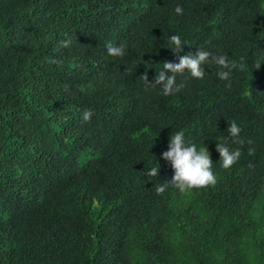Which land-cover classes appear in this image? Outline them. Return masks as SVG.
<instances>
[{
	"label": "trees",
	"instance_id": "trees-1",
	"mask_svg": "<svg viewBox=\"0 0 264 264\" xmlns=\"http://www.w3.org/2000/svg\"><path fill=\"white\" fill-rule=\"evenodd\" d=\"M173 34L180 55H227L230 77L206 65L163 96L147 82L178 62ZM261 59L264 0H0V264H264ZM177 130L214 185L167 183ZM220 142L240 150L229 169Z\"/></svg>",
	"mask_w": 264,
	"mask_h": 264
},
{
	"label": "clouds",
	"instance_id": "clouds-1",
	"mask_svg": "<svg viewBox=\"0 0 264 264\" xmlns=\"http://www.w3.org/2000/svg\"><path fill=\"white\" fill-rule=\"evenodd\" d=\"M177 14H182L183 9L180 6L175 8ZM67 45L68 41L63 42ZM187 41L182 40L180 35L173 34L168 37L167 48L178 56V62L165 61L162 68L157 72L153 82L149 85H160L161 94L165 97L174 95L181 91L184 83H177V76H186L192 79L202 80L205 76V66L215 65L218 68L217 75L221 80H227L230 77L231 62L227 55L216 54L214 52L202 49H196L194 52L184 51ZM107 52L114 57L125 55V49L122 46L107 45ZM264 63V59L258 60L254 68H259ZM146 79V77H145ZM147 80V79H146ZM93 112L85 110L82 114V120L87 122L91 120ZM241 128L237 123L232 122L228 126V134L232 138H238ZM216 149L220 155L221 166L225 169L231 168L241 155L240 150L231 149L226 143H216ZM162 158L167 161L173 169V176L170 183L180 191H187L193 188L214 185L216 175L213 171V161L210 152L204 142L198 144L191 141L183 130H177L169 137L168 149L162 153ZM159 167H152L149 175L159 174ZM158 191H164V185L158 188Z\"/></svg>",
	"mask_w": 264,
	"mask_h": 264
}]
</instances>
